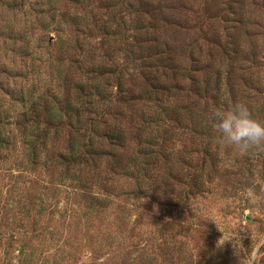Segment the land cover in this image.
I'll use <instances>...</instances> for the list:
<instances>
[{
	"label": "rangeland",
	"instance_id": "obj_1",
	"mask_svg": "<svg viewBox=\"0 0 264 264\" xmlns=\"http://www.w3.org/2000/svg\"><path fill=\"white\" fill-rule=\"evenodd\" d=\"M237 102L264 122V0H0V264H264V149L211 115ZM92 137L81 181L46 169Z\"/></svg>",
	"mask_w": 264,
	"mask_h": 264
},
{
	"label": "trees",
	"instance_id": "obj_2",
	"mask_svg": "<svg viewBox=\"0 0 264 264\" xmlns=\"http://www.w3.org/2000/svg\"><path fill=\"white\" fill-rule=\"evenodd\" d=\"M109 76L110 73H106L105 76ZM94 84L90 83V89L89 91H97L98 90V84L97 81L94 79L92 81ZM83 83V82H82ZM77 99L81 106L87 104L86 100L92 99V94H86L87 93V87L85 85H81L79 83V86L77 87ZM104 95V94H103ZM88 101V100H87ZM90 105H94L92 102H89ZM69 109L73 111V107L69 106ZM68 109V110H69ZM79 113L77 112V115ZM86 119H89L88 125L90 126L92 133L98 138L99 136V127L100 122L99 119H93L92 117H89ZM1 121V120H0ZM1 123V122H0ZM112 141H115L117 143V140L119 139L117 137L111 138ZM40 143V142H39ZM39 143L36 140H32L29 138H25L22 142V148L27 153L26 158L30 159L31 165L35 167H41L43 155H40L39 152ZM12 148V143L9 139H7L3 134L1 133V125H0V165L1 161L3 160V154L8 151V149ZM96 146H95V137H92L89 139V141H86L83 145L80 144L78 139H72L69 142L66 154H60L57 156V160L53 161L51 160L50 166L46 169H50L51 167L55 169H60L64 171L65 178L68 176V178L72 180L81 181V179L78 177L79 174L86 175L87 171L91 169L92 161H96L95 156L96 154ZM6 160V158H4ZM83 180V179H82ZM84 181V180H83ZM86 184V183H85ZM84 184L81 185V187ZM89 209H91L92 213L95 211L94 207L90 205ZM78 213V211H77ZM76 213V214H77ZM36 219V218H34ZM79 219H81L79 217ZM35 220H32V225ZM14 238V237H12Z\"/></svg>",
	"mask_w": 264,
	"mask_h": 264
},
{
	"label": "clouds",
	"instance_id": "obj_3",
	"mask_svg": "<svg viewBox=\"0 0 264 264\" xmlns=\"http://www.w3.org/2000/svg\"><path fill=\"white\" fill-rule=\"evenodd\" d=\"M211 115L219 133L217 143L235 146L242 155L264 149V122L253 118L245 103L237 102L227 109L217 108Z\"/></svg>",
	"mask_w": 264,
	"mask_h": 264
}]
</instances>
